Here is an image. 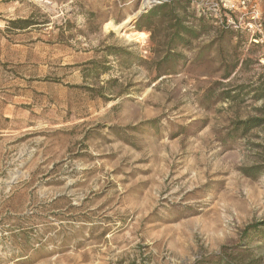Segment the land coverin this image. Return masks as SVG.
I'll use <instances>...</instances> for the list:
<instances>
[{"label":"rangeland","instance_id":"rangeland-1","mask_svg":"<svg viewBox=\"0 0 264 264\" xmlns=\"http://www.w3.org/2000/svg\"><path fill=\"white\" fill-rule=\"evenodd\" d=\"M143 1L0 0V264H264V0Z\"/></svg>","mask_w":264,"mask_h":264},{"label":"trees","instance_id":"trees-1","mask_svg":"<svg viewBox=\"0 0 264 264\" xmlns=\"http://www.w3.org/2000/svg\"><path fill=\"white\" fill-rule=\"evenodd\" d=\"M185 14L179 11L178 3L176 0H161L159 3H155L146 11L140 14L136 22L137 31L150 32L151 41H155L157 36V27H161L164 31L163 38L166 44L167 51L163 60H168L173 57V50L178 46L188 47L193 39L199 37V35L205 30L204 24H195L185 22ZM224 29V28H223ZM226 33H233L231 26L225 28ZM259 34H255L254 39L259 38ZM255 44V42H252ZM230 73V71H228ZM244 131L259 125L256 119L240 120L237 123ZM264 220L248 225L242 232V235L247 236L249 231L259 229L260 234L264 232ZM256 230V231H259ZM205 261V260H204ZM203 260H197L194 264H200ZM223 263V262H222ZM223 264H230L224 262Z\"/></svg>","mask_w":264,"mask_h":264},{"label":"bare ground","instance_id":"bare-ground-1","mask_svg":"<svg viewBox=\"0 0 264 264\" xmlns=\"http://www.w3.org/2000/svg\"><path fill=\"white\" fill-rule=\"evenodd\" d=\"M148 2L149 0H144L143 3L141 4V8H143V6H146ZM138 13H139V10L132 14H129L119 24L114 25L111 22H109L106 24V29H117V31H119L122 34H125L127 38H130V39H145L146 34L143 31L125 32V26L128 25L133 20V18H135L138 15Z\"/></svg>","mask_w":264,"mask_h":264},{"label":"water","instance_id":"water-1","mask_svg":"<svg viewBox=\"0 0 264 264\" xmlns=\"http://www.w3.org/2000/svg\"><path fill=\"white\" fill-rule=\"evenodd\" d=\"M142 13V11L141 12H139V14L138 15H140Z\"/></svg>","mask_w":264,"mask_h":264}]
</instances>
